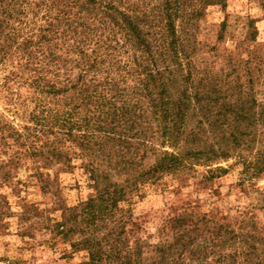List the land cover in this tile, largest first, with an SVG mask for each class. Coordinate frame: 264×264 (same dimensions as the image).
<instances>
[{"label": "rangeland", "instance_id": "rangeland-1", "mask_svg": "<svg viewBox=\"0 0 264 264\" xmlns=\"http://www.w3.org/2000/svg\"><path fill=\"white\" fill-rule=\"evenodd\" d=\"M99 1L110 2L140 23L150 40L160 43V0ZM202 2L187 0L183 17L175 21L179 55L188 61L184 74L191 70L194 84L201 81L200 90L219 99L233 93L238 103L253 96L264 101L261 2L224 0L223 6L199 8ZM3 6L8 11L0 25V264H91L83 244L91 240L93 246L102 239L95 235V226L82 220L84 204L132 172H150L159 153H173L174 148L163 143L155 123L146 126L149 119L138 115L146 109L145 100L137 96L141 90L135 97L144 105L138 101L128 110L137 128L151 129L146 149L109 141L80 147L73 135L77 95L73 90L61 92L64 83L77 80L80 40L88 37L90 48L96 49L98 42L100 53L120 60L129 55L130 47L135 57L140 56L137 45L127 43L111 23L93 19L82 26L77 1L4 0ZM95 13L87 16L93 18ZM96 55L88 50L84 60L90 62ZM133 67L138 73L137 65ZM119 71L124 76L125 71ZM106 75L102 69L97 78ZM167 78L175 91L183 86L177 73ZM37 79L39 88L33 83ZM50 84L53 91L47 87ZM224 103L189 109L185 135L178 142L179 150L188 152L185 168L151 172L153 177L143 186L127 189L130 203L119 207L129 208L135 226H125L118 246L114 244L126 246L120 253L126 258L116 259L113 253L109 264H243L236 254L246 247L239 234L255 237H248L249 243L260 246L256 237L264 243V175L256 178L250 169L262 160L264 121L232 143L226 128L201 123L195 114L199 107L219 110ZM260 110L251 107L256 114ZM68 118L74 124L67 126ZM66 128L72 130L70 137ZM194 151L203 154L195 158ZM214 153L216 157L208 161L206 156ZM91 164L98 168L95 183L88 179ZM185 211L205 214L212 223L191 225L178 239L181 231L173 219ZM221 225L231 233L213 234L212 228ZM260 258L264 263V254Z\"/></svg>", "mask_w": 264, "mask_h": 264}, {"label": "trees", "instance_id": "trees-1", "mask_svg": "<svg viewBox=\"0 0 264 264\" xmlns=\"http://www.w3.org/2000/svg\"><path fill=\"white\" fill-rule=\"evenodd\" d=\"M73 1L79 3L81 9L80 24L82 26L87 25L88 22H93V19L94 21L98 20L101 24L111 23L119 28L123 39L127 43H132L130 44L132 46L137 45L136 51L141 53L140 56L135 57L130 47V49H127L129 55L124 60H120L114 54L100 53L101 46L98 42L94 44V46H97L96 49L90 48V44L87 43L89 38L83 39L82 37L78 46L79 60L77 67L79 74L77 80L74 84L67 81L61 89V92L64 93L73 90L77 95L78 102L74 107L76 110V134L73 135H75L78 145L83 147L89 144L95 145L100 141H109L120 146H134L136 149H138L137 146H143L146 149V144L151 143L149 140L151 137L148 135V131H151V129L147 127L144 130L143 128H137L135 122L130 120V111L128 110L130 104L134 107L138 101L142 102L141 99L135 97L137 90H141L140 95L137 96L145 100L146 105L142 103L146 109L139 111L138 115L143 120L149 119L145 123L146 126L155 123L154 127L160 132L163 143L174 148L173 153L166 151L159 153L160 156L150 168V172H135L134 174L132 172V176L124 181L114 182L103 187L84 204L82 220L87 225L95 226L96 228L93 231L98 237L101 236L102 240L94 242L93 246L89 244L91 240H87L83 245L86 251L90 253L91 264H101L103 262L109 264L108 260L113 253H115L116 259L126 258L120 254L123 251L122 249H126V246L119 248L117 242L120 241L119 236L124 234L125 226H135L129 208L124 210L119 207L120 203L123 205L130 203L128 195H126L127 189L143 186L153 177L151 172L164 173L176 170L181 166L185 168L184 163L187 159L185 154L187 155L188 152L179 150L178 142L183 141L185 122L191 106L195 110V107L202 103L214 106L219 100H224L225 103L220 106L219 110L213 108L203 110L199 107L195 114L199 117L198 120L201 123L218 124L221 128H226L229 140L235 143L238 142L240 136L249 135L246 132L249 127L253 128L257 123H263L264 101L257 100L253 96L249 100L238 103V101H234L233 93H226L219 99L212 96L211 93H205L203 89L200 90L201 81L194 84L191 70H186L184 74L183 66L185 68L188 61L184 62L185 60L180 56L182 51L179 49L175 21L183 17L185 8L188 6L187 0H160V23L162 24L160 43L156 40H150L149 33L143 29L144 27L140 23L138 24L133 18L117 10L110 2L99 0ZM259 1L264 10V0ZM3 3L4 0H0V25L4 23L1 19L2 15L8 11ZM223 4L224 0H203L199 8L210 5L223 6ZM93 11L96 12L93 18L87 16L89 12ZM6 17L11 18L12 15L8 13ZM88 50L97 54L90 62L84 60L85 57L87 58ZM106 59H109L108 62ZM115 64L117 69L114 67ZM134 65H137L138 73L133 71ZM119 66H121V69H119ZM102 69L107 75L101 80L97 78V73H100ZM119 70L125 71L124 76ZM176 73L181 76L183 85L177 91L171 86L172 81L167 78L168 76L171 78L174 76L175 78ZM249 81L252 87L253 78L250 77ZM33 83L36 88L40 87L39 79ZM47 87L52 91L54 90V85L50 84ZM258 92L256 93L258 94ZM131 94H133L132 97ZM252 106L260 107L261 110L256 114L251 111ZM66 115L67 117L70 116L69 113ZM66 123L67 126L71 123L74 124L71 118H68ZM66 130V136L70 137L72 130L69 128H66ZM192 154V157L197 158L203 152L194 151ZM102 155H105L104 152H102ZM212 157H216L215 153L206 156L208 161L213 159ZM247 168L249 170V166ZM250 169L256 178L264 175V153L262 154V160L250 166ZM87 171L90 173L89 181L95 183L98 168L91 164ZM95 189L97 188L95 187ZM103 221L108 223L99 228L95 225V222ZM173 221L181 231L178 239L182 238L183 234H187L186 229L191 225L196 226L200 223L208 226L209 222L212 223L211 220H206L205 214H199L198 216V214L194 215L193 213L187 214L186 211L182 215H177ZM212 230H214L212 232L216 236L221 230H223L224 236L231 233L224 229L222 225L218 226L217 229L213 227ZM239 236L244 246H246L239 253H236L243 264H264L262 258H260V255L264 254L262 238L258 240L256 237L259 246L255 243H249L247 240L248 237L251 239H255V237L245 234H239ZM114 244H117V246H114ZM164 246H167V242ZM224 256H229V254Z\"/></svg>", "mask_w": 264, "mask_h": 264}]
</instances>
